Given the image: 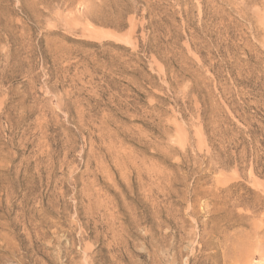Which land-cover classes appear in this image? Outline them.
Wrapping results in <instances>:
<instances>
[{"label":"rangeland","instance_id":"rangeland-1","mask_svg":"<svg viewBox=\"0 0 264 264\" xmlns=\"http://www.w3.org/2000/svg\"><path fill=\"white\" fill-rule=\"evenodd\" d=\"M0 264H264V0H0Z\"/></svg>","mask_w":264,"mask_h":264}]
</instances>
